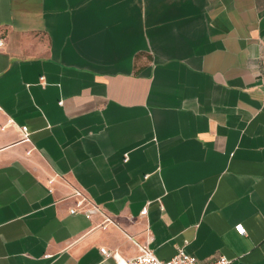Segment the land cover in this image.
I'll return each instance as SVG.
<instances>
[{
	"label": "crops",
	"instance_id": "0c3cea01",
	"mask_svg": "<svg viewBox=\"0 0 264 264\" xmlns=\"http://www.w3.org/2000/svg\"><path fill=\"white\" fill-rule=\"evenodd\" d=\"M0 34V264H264V0H0Z\"/></svg>",
	"mask_w": 264,
	"mask_h": 264
},
{
	"label": "built area",
	"instance_id": "2783aa9c",
	"mask_svg": "<svg viewBox=\"0 0 264 264\" xmlns=\"http://www.w3.org/2000/svg\"><path fill=\"white\" fill-rule=\"evenodd\" d=\"M5 38L0 34V47L5 44ZM1 109V106H0ZM23 140L30 141V131L28 126L24 125L21 127ZM72 196L76 199V204L71 208V212H83L87 217H91L92 214L99 209L85 196L84 192L75 188ZM148 206H145L142 210V214L148 213ZM106 221L109 218L105 219ZM238 229L240 232L245 233L244 228L239 224ZM139 248V253L131 258H124L120 256L118 251H109L106 247H101V251L106 256H112L118 260L119 264H234V259L225 255L218 254L217 256L209 259H202L198 256L188 252L185 246H179L177 253L172 257L163 259L160 258L155 251L148 244H140L135 241Z\"/></svg>",
	"mask_w": 264,
	"mask_h": 264
},
{
	"label": "rangeland",
	"instance_id": "374dc122",
	"mask_svg": "<svg viewBox=\"0 0 264 264\" xmlns=\"http://www.w3.org/2000/svg\"><path fill=\"white\" fill-rule=\"evenodd\" d=\"M261 66H262V73L264 74V53L261 57Z\"/></svg>",
	"mask_w": 264,
	"mask_h": 264
}]
</instances>
